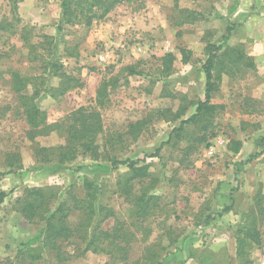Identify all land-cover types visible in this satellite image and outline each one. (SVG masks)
Here are the masks:
<instances>
[{"label":"rangeland","instance_id":"374dc122","mask_svg":"<svg viewBox=\"0 0 264 264\" xmlns=\"http://www.w3.org/2000/svg\"><path fill=\"white\" fill-rule=\"evenodd\" d=\"M61 17L60 0H0V23L12 22L19 30L34 27V42L42 43L43 34L58 35V57L79 83L64 95L40 100L47 121L61 125L32 140L19 95L12 89V73L40 75L41 62L30 59L21 33L0 29V170L6 169L14 152L20 153L21 165L0 180V191L7 193L0 203V264L15 261L23 243L40 244L43 222L29 221L20 210L18 198L25 188L52 186L60 197L55 207L66 200L72 209L74 197L86 193L85 180L93 178L103 184L101 198L116 213L104 228L130 231L127 239H116L123 246L130 241L129 248L124 253L107 243L104 249L112 256L103 251L80 255L83 240L76 234L59 244L67 260L47 250L45 260L36 264H156L145 261L151 256L164 258L161 264H199V256L201 264H238L236 231L257 214L262 243L253 246L250 257L252 264H260L264 215L257 211L264 207V101H255L253 95H264V74L258 73L249 53L264 44V0H122L90 27L67 25L63 41L57 29ZM208 43L223 45L214 70L221 76L212 98L218 105L215 116L174 132L205 99ZM75 46L79 55H69L67 47L72 51ZM181 48L191 51L188 63L182 61ZM38 51L48 54L41 46ZM167 52H174L177 60L173 73L160 79L161 57ZM261 55L264 64V52ZM139 61V73L127 76L123 68ZM112 78L119 79L117 86H109L108 97L99 100L103 82ZM60 80L54 77L50 85L57 86ZM81 107L101 114V151L150 164V176L135 182V192L151 185L148 191L158 197L155 211L144 219L135 217L134 205L118 192L126 165L115 169L90 155L62 166L38 161L37 147L66 143L69 116ZM183 107L186 113L176 119ZM140 120L144 126L134 139L130 125ZM233 139L242 142L239 153L229 148ZM168 140L160 155L152 156ZM253 154L258 156L247 162ZM227 207L230 210L225 211ZM71 209V226H78L84 215Z\"/></svg>","mask_w":264,"mask_h":264},{"label":"trees","instance_id":"16d2710c","mask_svg":"<svg viewBox=\"0 0 264 264\" xmlns=\"http://www.w3.org/2000/svg\"><path fill=\"white\" fill-rule=\"evenodd\" d=\"M122 0H60L62 9V17L57 24V29L60 32V37L63 36L67 25L84 24L87 27L92 26L95 20H103L107 15L121 2ZM11 29L14 32L21 33V37L25 40V44L30 47V59L32 61H40L42 73L40 75H23L19 71L12 73V89L19 95L20 108L26 123L29 126L28 136L35 140L39 135H48L60 128L61 124L49 123L47 112L43 110L39 102L48 95L55 96L64 95L68 90L79 85L78 79L72 75H68L64 69V63L58 57L57 37L53 35L43 34L42 43L34 42L32 39V32L34 27L28 30L23 26L21 29H16L11 22H1L0 29ZM7 29V30H8ZM64 38L61 37L60 41ZM48 51V54H40L38 47ZM223 48L222 44L208 43L206 45L207 59L203 64V71L206 74V90L205 99L198 101L196 112L189 118L182 119L179 127L174 129V132L181 133L185 130L186 125L199 124L203 120L212 119L215 115L218 105L212 103L213 93L218 90L217 81L221 79L220 73L215 75V68L219 51ZM70 50L69 55L78 56L79 48L75 46ZM183 55L182 61L188 63L190 61L191 51L186 48L180 49ZM3 54L0 52V60ZM177 55L174 52H167L161 57V66L159 69L160 79L169 77L174 71L175 61ZM141 61L135 64H129L123 68L127 72V76L136 75L139 73L138 68ZM54 77H59L61 80L57 86L50 85V80ZM118 78H112L108 82H103L101 89L98 91L99 100H105L108 97L109 86L114 88L118 84ZM30 85L32 90H30ZM187 111V107H183L176 115V119L181 118ZM144 126V121L140 120L130 125L129 132L137 139L139 134L137 132ZM67 133L66 143L58 147L39 146L36 148V156L38 161L46 164L56 162L59 165L69 164L75 161L80 155H90L95 160L101 159L111 163L112 167L117 169L120 165H126L128 171L119 179L117 185L119 191L134 205L133 214L136 218H145L155 211L158 197L148 191L143 190L140 193L135 192V182L142 181L150 176V164H141L140 160H120L111 155V153L104 149L101 151L98 143V137L103 131V123L101 114L88 107H81L74 111L69 116V123L65 126ZM170 140V139H169ZM164 142L159 149L152 156H159L162 148L170 141ZM264 141V137L261 139ZM108 139L107 142L109 143ZM242 142L233 139L230 142V150L234 153H239ZM258 154H253L249 157L247 162L253 161ZM20 153L14 152L6 160V169L0 170V180L9 173H14L21 168L19 164ZM85 195L74 197L72 209L80 210L84 218L80 220L78 226H71L70 223V209L68 202L62 200L55 207L60 197L58 191L52 186L46 187H27L24 189L22 197L18 198L20 203V210L29 221H42L43 227L41 232L40 244L32 245L33 242L23 243V249L17 254L15 261L9 264H36L46 258L47 250L57 252V256L61 259L67 260L69 257L66 253L61 252L60 243L62 241L71 240L76 234L81 238L82 245H78L81 254L92 252H107L112 256V251L108 252L104 246L107 243L118 246L120 251L125 253V249L130 245V241L123 246L121 242H116V239L123 240L128 238L130 231H121V228L116 231H108L104 228V223L110 218L115 217L116 213L107 203L102 200L103 184L98 182L97 178L86 179L84 182ZM7 193L0 191V203L4 201ZM257 206L259 208L260 206ZM71 209V210H72ZM230 210L227 207L225 211ZM264 215V207H260L257 213ZM258 214L253 217L252 221L238 227L236 231V256L238 264H252L250 251L254 245L262 243V231L258 223ZM110 240V241H109ZM104 246V247H103ZM123 246V247H122ZM129 248V247H128ZM58 257V258H59ZM198 257V256H197ZM123 258H126L123 257ZM161 264L164 258L151 256L145 258L148 263ZM199 264L202 263V256H199Z\"/></svg>","mask_w":264,"mask_h":264},{"label":"crops","instance_id":"0c3cea01","mask_svg":"<svg viewBox=\"0 0 264 264\" xmlns=\"http://www.w3.org/2000/svg\"><path fill=\"white\" fill-rule=\"evenodd\" d=\"M252 48L253 49L249 54L254 55L256 66H257V71L259 74L263 75L264 74V64L261 61V58H262L261 53L264 52V44L253 46ZM262 79L264 81V78H262ZM263 81H262V83H263V90H264V82ZM263 90H261V91H263ZM253 97H254V100L257 102H259L260 100L264 101V95L262 96V94H260V93L256 92L255 95H253Z\"/></svg>","mask_w":264,"mask_h":264},{"label":"built area","instance_id":"2783aa9c","mask_svg":"<svg viewBox=\"0 0 264 264\" xmlns=\"http://www.w3.org/2000/svg\"><path fill=\"white\" fill-rule=\"evenodd\" d=\"M213 152H214V149H213V148H211V149H210V151H209V153H210V154H212ZM260 264H264V259L261 261V263H260Z\"/></svg>","mask_w":264,"mask_h":264}]
</instances>
